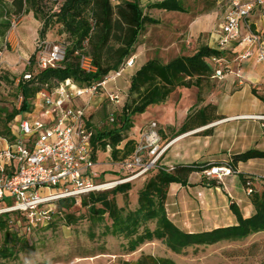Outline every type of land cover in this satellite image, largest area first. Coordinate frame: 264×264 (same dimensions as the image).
I'll use <instances>...</instances> for the list:
<instances>
[{"label":"rangeland","instance_id":"obj_1","mask_svg":"<svg viewBox=\"0 0 264 264\" xmlns=\"http://www.w3.org/2000/svg\"><path fill=\"white\" fill-rule=\"evenodd\" d=\"M4 1L11 4L14 0ZM123 1L112 0L114 5ZM157 1L160 0L140 1L145 12L160 22L158 25L147 26L140 37L139 49L141 52L146 51L141 59H135L134 55L124 66L121 75L113 74L97 95L92 99L84 97L77 101L87 109L90 123L96 130L114 127L128 100L130 77L141 69L146 60L158 58L168 63L183 55H193L202 45L213 42V46H217L212 38L214 35L218 38L217 32L223 23L228 0H219L217 3L213 0H185L188 9L185 14L146 10L149 4ZM43 7L46 12L53 4L45 2ZM205 18L210 21V29L193 31L192 24ZM13 20L15 28L11 29L6 42L2 44L6 62L0 75V133H5L7 116L21 107L19 83L24 75H35L38 72L35 65L32 66V72L27 68L37 49V27L41 32L43 23H36L32 17L25 15L13 17ZM256 21L251 19L253 27ZM49 32L53 35L51 42L67 45V38L60 35L58 27ZM227 56L230 62L237 57L232 52ZM131 60L133 63L127 66ZM234 64L237 66L238 63ZM248 70L242 79L236 75H227L220 80L214 75L204 83L201 90H176L167 102L152 106L144 114L134 117L135 127L128 133V139L138 145L152 124H157L161 148L170 145L160 160L165 168L233 163L234 156L251 149L264 152L262 123L255 119L264 114L263 103L258 98L264 96V75L262 69L254 63ZM113 94L119 96L118 101L110 100L109 95ZM208 105L216 107L219 118L208 126L182 133L183 114L195 113ZM241 117L249 119H237ZM97 161L101 173L100 184L126 178L127 173L118 166L119 161L112 159L111 149L106 152L98 150ZM237 170L239 174L225 179L222 184L217 183V187L207 185L201 173L193 176L189 186L173 184L167 202L170 219L184 231L203 232L235 224L236 218L230 210L231 203H236L244 216H249L252 205L248 189H264V159L241 163ZM241 176L247 183L243 182ZM145 183V176L132 182L133 189L128 197L130 209L136 208L138 193ZM117 202L120 207L127 206L125 196H117ZM70 212L76 217H82L77 224L67 226L62 221L57 222L46 231L34 233L26 240V244L20 241L12 244L17 251V258L9 264H122L135 262L142 255L170 259L176 264H264V232L243 241L190 248L181 254L172 252L161 242L147 244L133 254H125L124 241L102 237L104 228L93 224L88 208L78 205ZM106 224H111L108 218L103 226ZM4 244V234L0 232V246Z\"/></svg>","mask_w":264,"mask_h":264},{"label":"trees","instance_id":"obj_2","mask_svg":"<svg viewBox=\"0 0 264 264\" xmlns=\"http://www.w3.org/2000/svg\"><path fill=\"white\" fill-rule=\"evenodd\" d=\"M141 0H128L114 5L112 0H64L58 10V0H14L11 4L0 0V49L6 42L12 29L13 17H20L32 12L43 23L40 33L46 39L47 33L58 27L61 36H66V56L57 69L39 70L32 75V80L21 81L18 85L22 97L21 107L6 118L5 133L2 138L12 144L11 124L19 115L32 111L37 97L42 92L51 94L61 83L72 80L79 88H89L104 82L113 74L119 73L137 50L140 37L147 26L160 22L151 17L140 4ZM219 0H213L217 3ZM52 2L53 7L46 11L43 4ZM148 10H160L169 13H188L185 0H163L147 6ZM254 30V27H253ZM227 51L201 46L191 56H181L163 63L158 58L149 60L131 78L128 100L123 106L116 124L111 129L95 130L92 141L94 158L98 150L111 149L112 159L123 162L130 159L137 143L128 139V133L135 127L134 117L144 114L150 107L167 102L178 89L197 88L201 90L217 69L215 60L224 59ZM91 58L94 72L81 68V56ZM37 68L36 55L31 57L30 67ZM100 90V89H99ZM264 106V96L258 97ZM216 107L208 105L195 113H190L181 128L187 133L196 128L205 127L215 122ZM88 121L91 117L88 116ZM209 134V133H207ZM121 146H123L121 148ZM264 159V152L249 150L234 156L232 165L237 169L241 163ZM210 165H177L173 170L162 167L148 173L146 183L138 193L137 206H128L132 182L121 184L111 190L84 195L77 204L74 199L56 202L57 212L47 226H39L31 233L21 234L11 229L9 221L12 215L0 216V232L4 234L5 244L0 246V264H9L16 260L17 251L12 244L20 241L26 244L34 233L46 231L57 222L67 226L77 224L82 217H76L70 211L75 206L89 209L93 224L104 228L102 237L118 238L124 241L125 254H133L147 244L161 242L176 254L190 248L212 247L228 241H243L264 232V189L250 194V203L254 208L251 217H245L236 203H231L230 210L236 218L234 225L215 228L203 232H187L179 228L169 217L167 202L173 184L189 186V180L195 173H202ZM244 183L245 178L241 176ZM207 185L217 187L216 181H207ZM127 198V206L120 207L117 196ZM106 218L111 224L104 225ZM122 264H176L170 259H156L142 255L135 262Z\"/></svg>","mask_w":264,"mask_h":264},{"label":"built area","instance_id":"obj_3","mask_svg":"<svg viewBox=\"0 0 264 264\" xmlns=\"http://www.w3.org/2000/svg\"><path fill=\"white\" fill-rule=\"evenodd\" d=\"M63 1L58 0L55 10ZM257 12L264 16V0H228L226 16L217 32V48L227 51L238 44L242 49L237 56L240 62L253 57L256 50V63L264 73V34L253 30L250 23ZM15 24L13 20L12 28ZM4 55L5 50L1 48L0 75L4 69ZM65 56L66 45L43 38L38 40L36 65L39 70L59 68ZM132 63L133 60L127 66ZM215 63V76L222 80L231 70L224 59L215 60ZM80 64L88 73L95 71L91 58L86 55L81 56ZM123 69L116 75L120 76ZM238 77L241 78L240 73ZM32 78L29 73L24 75L23 81ZM110 79L89 88H79L72 80H67L51 94L40 93L32 111L20 121L17 138L0 149V216L12 215L9 221L12 230L31 233L51 223L58 201L74 199L78 204L84 195L111 190L162 169L160 160L170 145L161 148L154 123L137 145L134 155L118 164L127 173L126 178L99 183L101 173L92 144L95 130L88 121L87 109L77 101L84 97L92 99ZM109 98L113 102L119 100L117 94ZM255 119L262 123L264 133V114ZM201 174L207 181L222 184L239 172L232 163L225 162L211 164ZM252 192L248 189L249 195Z\"/></svg>","mask_w":264,"mask_h":264},{"label":"crops","instance_id":"obj_4","mask_svg":"<svg viewBox=\"0 0 264 264\" xmlns=\"http://www.w3.org/2000/svg\"><path fill=\"white\" fill-rule=\"evenodd\" d=\"M125 1H128V0H124L123 2H125ZM161 1H163V0H160V1H157V2H161ZM222 1H226V0H222ZM221 1V2H222ZM157 2H152V3H157ZM122 3V2H121ZM151 3V4H152ZM120 3H117V5H119ZM150 5V4H149ZM225 8L226 9H228V2H227V4H225ZM145 10V9H144ZM146 10H148V9H146ZM148 11H160V10H148ZM165 12V11H164ZM226 12H227V10H226ZM226 12H225V15L223 16V21H224V18H225V16H226ZM147 13V12H146ZM25 16L26 17H32L33 18V20L36 22V23H39V21L35 18V16H34V14L32 13V12H30V13H27V14H25ZM152 17V16H151ZM253 19H257L258 21H256L255 23H254V29L255 30H257V31H260L262 34H264V16L260 13V12H257L256 13V15L253 17ZM210 21H207V19L205 18V19H199V20H197L196 22H194L193 24H192V30L193 31H199V30H202V29H210V26H209V23ZM250 23H251V21H250ZM252 24V23H251ZM31 27V26H30ZM34 28H36V27H34ZM39 27H37V33H36V36H37V38H36V46H37V43H38V40L39 39H41V35H40V33L41 32H39V29H38ZM46 39H48L49 41H52L53 40V35H52V33L51 32H48L47 33V35H46ZM212 41H214L215 42V45H217V46H213V42L212 43H210V44H206V45H208V46H210V47H213V48H217L218 47V44H217V37L214 35L213 36V38H212ZM238 44H235L234 46H236V48H234V49H229V50H227V54H226V57L224 58V60L226 61V63L228 64V66H229V68H230V70H231V72H227V74L225 75V77L227 76V75H236L237 77H238V73H240V77L241 78H239V79H242L243 78V75H244V73L245 72H248L249 70V68L251 67V65H252V63H254V64H256L257 65V63H256V60H257V51L255 50V54H254V56L253 57H251L250 59H248V60H245V61H242V62H240V61H238V59H237V57H235V59H234V61L233 62H230V60H229V58H228V53L229 52H232L233 54H236L237 56H238V54L242 51V49L241 48H239L238 46H237ZM203 46V45H202ZM139 47H140V43H139V45L137 46V50H136V53H135V59H137V60H140L141 59V55L142 54H144V52H146V51H144V52H141L140 51V49H139ZM201 47V46H200ZM36 51H37V49H36ZM36 51H35V54L34 55H36ZM183 56H185V55H183ZM189 56H191V55H189ZM181 57V56H180ZM5 55H4V62H6L5 61ZM149 60H146L145 62H144V64H146L147 62H148ZM232 61V60H231ZM234 63H238L237 64V66L234 64ZM5 68V67H4ZM4 70V69H3ZM263 72V71H262ZM134 75V74H133ZM132 75V76H133ZM263 75H264V73H263ZM132 76L130 77V82H131V78H132ZM224 77V78H225ZM242 83V82H241ZM80 106H82V104H80ZM190 110V109H189ZM26 114L27 113H25V114H22V115H19L17 118H15V120L12 122V124H11V130H12V135L15 137V139L17 138V136H18V126H19V123H20V121H22L24 118H25V116H26ZM188 115H189V112H186L185 114H183V117H182V127H183V125H184V123H185V121H186V119H187V117H188ZM8 145H9V142H8V140H6L5 138H2L1 136H0V149H3V148H6V147H8ZM251 150H258V149H251ZM260 151V150H259ZM169 168V167H168ZM171 168V167H170ZM98 170L100 171V168H99V165H98ZM195 174H198V173H195ZM195 174H193L192 176H191V178H190V180H189V183L192 181V178H193V176L195 175ZM254 214V208L252 207V209H251V212H250V214H249V216H247V217H251V215H253ZM246 217V216H245Z\"/></svg>","mask_w":264,"mask_h":264},{"label":"bare ground","instance_id":"obj_5","mask_svg":"<svg viewBox=\"0 0 264 264\" xmlns=\"http://www.w3.org/2000/svg\"><path fill=\"white\" fill-rule=\"evenodd\" d=\"M237 119H249V118H247V117H241V118H237ZM237 119H235V120H237Z\"/></svg>","mask_w":264,"mask_h":264}]
</instances>
